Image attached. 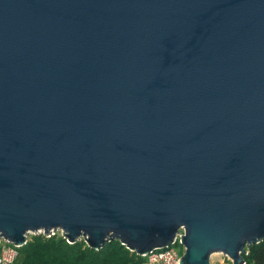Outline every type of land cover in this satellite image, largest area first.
<instances>
[{"label": "water", "instance_id": "95a60500", "mask_svg": "<svg viewBox=\"0 0 264 264\" xmlns=\"http://www.w3.org/2000/svg\"><path fill=\"white\" fill-rule=\"evenodd\" d=\"M181 228L180 264L264 240V0H0V240Z\"/></svg>", "mask_w": 264, "mask_h": 264}, {"label": "trees", "instance_id": "16d2710c", "mask_svg": "<svg viewBox=\"0 0 264 264\" xmlns=\"http://www.w3.org/2000/svg\"><path fill=\"white\" fill-rule=\"evenodd\" d=\"M13 264H145V259L130 252L117 240L107 242L101 249L93 250L84 239L69 244L55 233L46 237L33 235L17 249ZM245 264H264V240L245 248Z\"/></svg>", "mask_w": 264, "mask_h": 264}, {"label": "built area", "instance_id": "2783aa9c", "mask_svg": "<svg viewBox=\"0 0 264 264\" xmlns=\"http://www.w3.org/2000/svg\"><path fill=\"white\" fill-rule=\"evenodd\" d=\"M55 233L56 232H51V235H54ZM59 233L61 236L64 237L62 232H59ZM37 234L39 235L43 233H37ZM43 235H45L46 237L50 236L49 234H43ZM183 235H184V230L181 228L179 229L178 233L174 237L170 246L164 249H157V250L151 251L148 254L141 256L145 259V264H180L181 257L185 250L184 247L182 246V241H181V238ZM18 248L19 247L14 246L8 241L1 239L0 240V264H13L18 255V252H17ZM218 255L224 258L221 264H226L227 262L231 263V261L226 256L222 254H218Z\"/></svg>", "mask_w": 264, "mask_h": 264}, {"label": "rangeland", "instance_id": "374dc122", "mask_svg": "<svg viewBox=\"0 0 264 264\" xmlns=\"http://www.w3.org/2000/svg\"><path fill=\"white\" fill-rule=\"evenodd\" d=\"M56 233H59V232H56ZM33 235H38L37 233L35 234H29L27 235V239L30 238V236H33ZM60 235V233H59ZM223 257L218 255V254H213L212 257L210 258V262L211 264H221V262L223 261ZM226 264H231L230 262H227Z\"/></svg>", "mask_w": 264, "mask_h": 264}, {"label": "bare ground", "instance_id": "6f19581e", "mask_svg": "<svg viewBox=\"0 0 264 264\" xmlns=\"http://www.w3.org/2000/svg\"><path fill=\"white\" fill-rule=\"evenodd\" d=\"M212 257V256H211Z\"/></svg>", "mask_w": 264, "mask_h": 264}]
</instances>
